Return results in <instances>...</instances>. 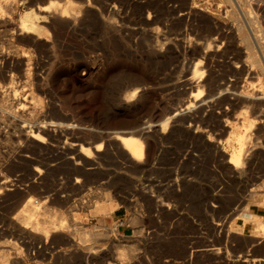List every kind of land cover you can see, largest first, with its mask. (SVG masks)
I'll return each instance as SVG.
<instances>
[{
  "label": "rangeland",
  "instance_id": "obj_1",
  "mask_svg": "<svg viewBox=\"0 0 264 264\" xmlns=\"http://www.w3.org/2000/svg\"><path fill=\"white\" fill-rule=\"evenodd\" d=\"M0 1V87L12 85L16 90L7 101L10 111L0 109V179L4 180L0 182V262L83 264L87 252L98 256L104 251V264H264V240L253 236L254 224L242 217L252 211L257 219H264V191L253 192L264 183V106L248 112L256 116V129L238 134L244 136L245 151L254 149L251 161L243 165L246 174L240 176L228 164L229 155L240 148L233 131L219 138L223 159L216 160L210 149L218 135L208 125L221 121L220 109L227 105L219 102L217 109L185 111L200 91L186 86L185 77L196 81L206 65L216 83L231 79L238 88L264 81L263 70L246 59L245 45L236 33L240 24L250 37L248 27L253 30L252 50L259 53L258 48L264 56V10L256 0H250L251 6L235 0L238 7L234 0ZM256 6L263 11L257 13ZM62 9L76 14L80 25L66 30L65 19L53 18V12ZM211 14L220 17L217 25ZM22 19L39 24L36 34L19 31ZM202 47L209 49L207 55ZM249 66L256 77H246L244 68ZM137 87L141 89L138 103L121 99ZM32 93L39 101L37 109ZM245 111L237 105L228 117ZM28 118L31 124L25 122ZM34 122L45 130L33 127ZM144 122L150 129L134 133ZM51 123L65 127L50 130ZM38 132L41 142L25 141V135ZM127 135L142 141L139 165L131 163L114 140ZM6 179L12 183L6 184ZM5 184L14 186L13 191ZM102 197L108 201L101 202ZM28 200L42 204L31 217L33 222L53 215L51 220H60L61 229L53 226L56 232L44 239L37 225L39 233L26 235L16 220L19 214L31 212ZM102 204L111 205L109 214L95 213L94 207ZM95 240H131V253L119 256L114 245H95Z\"/></svg>",
  "mask_w": 264,
  "mask_h": 264
},
{
  "label": "bare ground",
  "instance_id": "obj_2",
  "mask_svg": "<svg viewBox=\"0 0 264 264\" xmlns=\"http://www.w3.org/2000/svg\"><path fill=\"white\" fill-rule=\"evenodd\" d=\"M89 2L91 1V0H88ZM190 1V0H189ZM79 2H83V1H79ZM85 2V1H84ZM234 2H235V4H236V6L238 7V4H237V1H235L234 0ZM244 2H245V4H246V6L248 5V6H251V2H250V0H244ZM256 2L258 3V5L261 7V8H263V10H264V5L261 3V1L260 0H256ZM91 3H95L96 4V1L95 2H93V0L91 1ZM97 3H98V1H97ZM193 3V2H192ZM4 5H5V3H3ZM80 5V4H79ZM1 6H2V1H0V8H1ZM59 6V5H58ZM189 6V5H188ZM245 6V5H244ZM86 7H88L89 8V6H86ZM142 7V6H141ZM198 7V6H197ZM260 7H257L256 6V10H257V13H258V11H260L261 12V8ZM6 8V7H5ZM46 8H48V7H46ZM50 8H52V7H50ZM175 8V7H174ZM191 8H194V6L193 7H191ZM11 9V8H10ZM54 9V8H53ZM57 9V8H56ZM163 9V8H162ZM198 9H200V8H198ZM206 8H204V10H205ZM234 9V8H233ZM240 9H241V7H240ZM2 11L4 10V12H6L5 11V9H1ZM51 10V9H50ZM49 10V11H50ZM84 10H85V8H84ZM88 10V9H87ZM87 10H86V12H87ZM201 10V9H200ZM203 10V9H202ZM208 11H209V9H207ZM262 10V11H263ZM41 11V10H40ZM44 11H47V9H45ZM76 11V10H75ZM74 11V12H75ZM181 11V10H180ZM198 11V10H197ZM235 11V10H234ZM8 12H9V10H8ZM52 12V11H51ZM74 12H72V13H74ZM82 12H84V11H82ZM168 12V11H167ZM242 12V11H241ZM246 12V11H245ZM45 13V12H44ZM49 13V12H48ZM175 13H176V11H175ZM188 13V12H187ZM194 13V12H193ZM201 13V12H200ZM203 13V12H202ZM211 13V12H210ZM209 13V14H210ZM218 13H219V11H218ZM243 13V12H242ZM247 13V12H246ZM6 14H7V12H6ZM87 14V13H86ZM104 14V13H103ZM216 14V13H215ZM230 14V13H229ZM51 15H52V13H51ZM186 15V14H185ZM204 15V14H203ZM212 15V14H211ZM219 15V14H218ZM231 15L232 14H230V17H231ZM236 15V14H235ZM241 15V14H240ZM183 16V15H182ZM208 16V15H207ZM239 16V15H238ZM245 16V15H244ZM264 16V15H263ZM233 17V16H232ZM235 17V16H234ZM233 17V18H234ZM1 18V17H0ZM27 18V17H26ZM53 18L54 19H56V20H58V22H59V20L61 21V20H63V19H65L66 21H65V23L67 24V29L66 30H68L70 27H72V26H74L75 24H79L78 23V16H76V14H68V11L66 10V9H62V10H56V11H54L53 12ZM189 18V17H188ZM208 18V17H207ZM220 18V17H219ZM218 17H215V15H212V17H211V21H212V23H214V25H217L218 24V19H219ZM246 18V17H245ZM2 19H4V18H2ZM243 19H244V17H243ZM253 19V18H252ZM252 19H250V21L252 20ZM5 20V19H4ZM31 19H29V20H24V19H22V20H20V22H19V31L21 32V33H25L27 36L28 35H32V34H36V32L39 30L38 28V26H39V24H38V26H37V24H36V22H34V21H30ZM56 20H54V21H56ZM150 20V19H149ZM176 20V19H175ZM246 20V19H245ZM244 20V21H245ZM1 21V20H0ZM53 21V22H54ZM81 21H82V19H81ZM201 21V20H200ZM261 21V20H260ZM2 22H4V21H2ZM237 22V21H236ZM238 22H239V19H238ZM246 22V21H245ZM264 22V21H263ZM262 22V23H263ZM5 23V22H4ZM63 23V22H62ZM61 23V24H62ZM210 23V22H209ZM221 23V22H220ZM249 23H251V22H249ZM235 24V23H234ZM80 25V24H79ZM174 25V24H173ZM246 25L248 26V23H246ZM245 25V26H246ZM61 26V25H60ZM57 27V26H56ZM65 27V26H64ZM63 27V28H64ZM214 27V26H213ZM59 28V27H58ZM232 29H234V28H232ZM255 30H256V28H255ZM248 31L250 32V34L252 35V37H253V30H251L249 27H248ZM53 32V31H52ZM188 32V31H187ZM234 32V31H233ZM258 32V31H257ZM152 33V32H151ZM236 33H237V35L240 37V39H241V41L243 42V44L242 45H245V49H246V51H247V58L246 59H249L253 64H254V66H257V67H259V68H261L262 70H263V76H264V56L262 55L261 56V53H260V51H259V49L257 48V51L259 52V53H254V51L252 50V41H251V38L252 37H250L249 36V34L247 33V31L245 30V28L243 29V27H242V25L240 24V26H238V29H236ZM100 34V33H99ZM180 34V33H179ZM257 34V33H256ZM255 34V35H256ZM200 35V34H199ZM236 35V34H235ZM254 35V36H255ZM3 36V35H2ZM181 36V35H180ZM195 36V35H194ZM219 36H220V34H219ZM237 38V37H236ZM205 39V38H204ZM212 39V38H211ZM210 39V40H211ZM255 39V38H254ZM253 38H252V40H254ZM257 39V38H256ZM207 40V39H206ZM214 40H215V38H214ZM217 40V39H216ZM235 40V39H234ZM259 40V39H258ZM257 40V41H258ZM236 41H237V39H236ZM176 42V41H175ZM211 42H213V41H211ZM211 42H210V44H211ZM255 42V41H254ZM259 42V41H258ZM102 43V42H101ZM216 43V42H215ZM217 43H218V40H217ZM237 43V42H236ZM257 43V42H256ZM263 43V42H262ZM191 45V44H190ZM214 45H217V44H214ZM256 45V44H255ZM263 45H264V43H263ZM165 46V45H164ZM207 46V48H209V46L208 45H206ZM205 46V47H206ZM221 46V45H220ZM238 46H240V45H238ZM256 46H258V45H256ZM186 47H187V45H186ZM192 46H190V48H191ZM212 46H210V48H211ZM214 47V46H213ZM102 48H104V47H102ZM193 48V47H192ZM203 49H204V51L202 50L201 52H203V53H205L206 55H207V53L206 52H208L209 51V49L207 50L206 48H204V47H202ZM201 48V49H202ZM262 48V47H261ZM159 49V48H158ZM160 49H163V48H160ZM169 49V48H168ZM214 49V48H213ZM170 50V49H169ZM179 50V49H178ZM190 50V49H189ZM207 50V51H206ZM263 50V49H262ZM151 51V50H150ZM160 51V50H159ZM191 51H192V49H191ZM206 51V52H205ZM197 52V51H196ZM200 51H199V53H201ZM216 52V51H215ZM241 52H242V50H241ZM151 53V52H150ZM199 53H197V54H199ZM203 53H201L200 55H202ZM264 53V52H263ZM162 54V53H161ZM17 55V54H16ZM169 56V55H168ZM197 56H199V55H197ZM16 57V56H15ZM203 57V56H202ZM211 57V56H210ZM209 57V58H210ZM243 57V56H242ZM11 58V57H10ZM12 58H13V56H12ZM205 58H207V57H205ZM211 58H213V57H211ZM4 59V58H3ZM9 59V58H8ZM18 59H19V57H18ZM195 59V58H194ZM197 59V58H196ZM208 59V58H207ZM214 59V58H213ZM12 60H14V59H12ZM11 60V61H12ZM165 60V59H164ZM201 60V59H200ZM204 60H206V59H204ZM241 60V59H240ZM5 61H6V59H5ZM4 61V62H5ZM198 61V60H197ZM15 62V61H14ZM57 62V61H56ZM165 62V61H164ZM178 62V61H177ZM209 62V61H208ZM210 62H211V59H210ZM245 62V61H244ZM202 63V62H201ZM207 63V62H206ZM240 63V62H239ZM246 63H249V62H246ZM17 64V63H16ZM195 64V63H194ZM211 64V63H210ZM253 64H251V66H253ZM196 65H197V63H196ZM202 65V64H201ZM227 65V64H226ZM242 65V64H241ZM251 66H249V67H246V68H244V72H245V75H246V77L249 79V78H251V77H256L257 76V73L253 70V68L251 67ZM195 65H194V70H196L195 69ZM209 67H210V65H208V67H207V65L203 68V72L199 75V77H198V79L195 81V79H193V78H189L188 76L187 77H185V78H188L187 80L185 79V84H186V86L187 85H189L192 89L194 88H196V89H200V91L198 90V93H197V95L195 96V98L192 96V100H193V102L191 103H188V105H186V107H185V111L186 110H190V109H192V108H196V109H198V110H200V109H202L203 107H207V106H209V108L211 107V109H213V107H218L217 105H219V102L220 103H222V106H223V103H225L226 105H227V107L226 108H224V109H220V112H219V118H221V121H220V119H219V121L218 122H216L217 124H215V126H213V125H208V126H210V131L212 132V133H215V132H217V135H218V139H217V143H216V145L215 144H213L211 147H210V149L212 150V152H213V156H214V158L216 159V160H221V159H223V152H221V150H220V148H219V146H220V139L219 138H221L222 136H223V134H225L226 132H228L227 130H230L231 132H232V134L234 133L235 135L233 136V139L236 141V140H238V141H240V148H239V150L238 151H233L232 152V154L231 155H229V154H227V155H229V159H228V164L232 167V169L234 170L233 171V173L235 172L236 174L235 175H245L246 174V172L244 171V164L246 163H248L249 161H251L250 159V157H252V154H254V149H252L251 147H253V146H255V145H253V146H250V148L252 149H250V151L248 152L247 150H249V148L247 147V150L245 151V148H246V142H244L243 141V138H244V136H243V138H241L240 136H238V134L240 135V133H242V132H244L245 134H246V131H254L253 129H256L255 128V123H254V118L256 117H254V118H252L251 116H249V114L250 113H248V112H250L252 109H254L255 107H258V106H264V81L263 82H261L260 83V85H252V83L251 84H249V82H248V84L246 83V82H244V83H246L244 86L243 85H241V87H238L237 88V84L233 81V80H222L221 82H219V83H216V82H214L213 80H212V78L210 77V69H209ZM236 67V66H235ZM95 68V67H94ZM185 68V67H184ZM200 68V67H199ZM198 68V69H199ZM255 68V67H254ZM197 69V70H198ZM94 70V69H93ZM212 70V69H211ZM240 70V69H239ZM1 72V71H0ZM6 72V71H5ZM58 72V71H57ZM213 72V71H212ZM216 72V71H215ZM10 73V72H9ZM43 73V72H42ZM95 73H97V75H98V73H100V71H99V69L98 68H96L95 69ZM194 73V72H193ZM236 73V72H235ZM260 74V73H259ZM14 75V74H13ZM13 75L11 74V82H10V84H13L14 83V80H13ZM190 75V74H189ZM194 75V74H193ZM213 75V74H212ZM261 75V74H260ZM36 76V75H35ZM232 76V75H231ZM233 76L235 77V76H237V75H234L233 74ZM16 77V76H15ZM37 77V76H36ZM56 77V76H55ZM246 77H245V79H246ZM184 78V77H183ZM216 78V77H215ZM236 78V77H235ZM244 79V78H243ZM254 79V81H256L257 82V80L255 79V78H253ZM241 81V80H240ZM251 81H252V79H251ZM4 82V81H3ZM35 82V81H34ZM9 83V82H8ZM183 83H184V80H183ZM244 83H242V84H244ZM34 84V83H33ZM183 85V84H182ZM181 85V86H182ZM34 86V85H33ZM36 87L38 86V85H35ZM133 86V85H132ZM35 87V88H36ZM184 87V86H183ZM189 87V88H190ZM3 87H0V106H1V111L3 110V109H8L9 110V107H11V106H9V104H8V98L11 96V94H14L15 93V87H13L12 85H10L9 87H5L4 88V90H1ZM132 88H134V87H132ZM32 89H34V87L32 88ZM169 89V88H168ZM193 89V90H194ZM195 89V90H196ZM40 90V89H39ZM203 90H205V93H203L202 94V92H203ZM36 91H38V89L36 88ZM33 92V91H32ZM42 92V91H41ZM139 92H141V89H140V87H137V88H135V90L134 91H132L131 93H126L125 95L123 94V95H121V99H123V101H125V102H129V101H134V100H136V98H137V96H138V94H139ZM197 92V91H196ZM37 93V92H36ZM124 93V92H123ZM163 93V92H162ZM196 94V93H195ZM32 95H33V93H32ZM162 95V94H161ZM14 96H15V94H14ZM122 96H123V98H122ZM164 96V95H163ZM40 97V96H39ZM42 97V96H41ZM142 97V96H141ZM25 97H23V99H24ZM34 100H35V106H34V108H36L37 106H38V102L39 101H37V98H36V96L35 95H33V97H32ZM119 98H120V96H119ZM155 98H156V96H155ZM32 99V100H33ZM139 99V98H138ZM141 99V98H140ZM160 99V98H159ZM14 100H15V103H16V101H18L17 99H15V97H14ZM25 100V99H24ZM181 100V99H180ZM9 101H10V99H9ZM42 101V100H41ZM40 101V102H41ZM183 101V100H182ZM189 101V100H188ZM191 101V100H190ZM33 102V101H32ZM181 102V101H180ZM13 103V102H12ZM45 103V102H44ZM136 103H138L137 102V100H136ZM41 104V103H40ZM125 104V103H124ZM132 104H134V102L132 103ZM152 104V103H151ZM159 104V103H158ZM179 104V103H178ZM182 104V103H181ZM185 104H186V102H185ZM184 104V105H185ZM10 105H11V101H10ZM37 105V106H36ZM46 105V104H45ZM48 105V104H47ZM174 105V104H173ZM241 106V107H243V109L244 110H247V111H245L244 113H242V114H235V115H233V117H231V118H229L228 117V114H229V112L231 111V110H233L236 106ZM53 106V105H52ZM182 106V105H181ZM43 107V106H42ZM46 107V106H45ZM51 107V106H50ZM168 107V106H167ZM215 107V108H216ZM12 108V107H11ZM10 108V109H11ZM41 108V107H40ZM39 108V109H40ZM181 108V107H180ZM214 108V109H215ZM263 108V107H262ZM261 108V109H262ZM26 109V108H25ZM37 109V108H36ZM35 109V110H36ZM43 109V108H42ZM53 109V108H52ZM137 109V108H136ZM206 109V108H205ZM217 109V108H216ZM259 109V108H258ZM33 110V109H32ZM31 109H30V112L32 111ZM41 110V109H40ZM178 110V109H177ZM204 110V109H203ZM10 111V110H9ZM8 111V112H9ZM13 111V110H12ZM27 111V110H26ZM38 111V110H37ZM43 111V110H42ZM99 111V110H98ZM147 111V110H146ZM185 111H183V112H180V114L181 113H184ZM196 111V110H195ZM257 111V110H256ZM260 111V110H259ZM258 111V113H260ZM29 112V111H28ZM35 112V111H34ZM33 112V113H34ZM46 112V111H45ZM247 112V113H246ZM255 112V111H254ZM253 112V113H254ZM2 113V112H1ZM5 113V112H4ZM15 113V112H14ZM48 113V112H47ZM173 113V112H172ZM179 113V112H178ZM187 113V112H186ZM193 113V112H192ZM6 114H8L7 113V111H6ZM36 114H38V112L36 113ZM42 114H43V112H42ZM174 114H176V113H174ZM185 114V113H184ZM196 114V113H195ZM204 114V113H203ZM209 114V113H208ZM212 114V113H211ZM261 114H263V112L261 113ZM2 115V114H1ZM12 115V114H11ZM25 115V114H24ZM32 115V114H31ZM35 115V114H34ZM41 115V114H40ZM189 115V114H188ZM192 115V114H191ZM200 115V114H199ZM231 115V114H230ZM8 116V115H7ZM16 116V115H15ZM48 116H49V114H48ZM133 116V115H132ZM139 116H140V114H139ZM142 116V115H141ZM182 116V115H181ZM218 116V115H217ZM27 117V116H26ZM37 117V116H36ZM135 117V116H134ZM177 117V116H176ZM191 117V116H190ZM14 118H17V117H14ZM20 118H22V117H20ZM33 118V117H32ZM47 118V117H46ZM45 118V119H46ZM178 118V117H177ZM182 118V117H181ZM207 118V117H206ZM210 118H212V116H210ZM263 118H264V116H263ZM17 119H19V118H17ZM41 119V118H40ZM44 119V118H43ZM133 119V118H132ZM162 119V118H161ZM185 119H187L186 117H185ZM198 119V118H197ZM204 119V118H203ZM202 119V120H203ZM213 119H215L214 117H213ZM22 120V119H21ZM63 120V119H62ZM144 120V119H143ZM147 120V119H146ZM146 120H144V121H146ZM160 120V119H159ZM174 120V119H173ZM195 119H193L192 120V122L194 121ZM199 120V119H198ZM216 120H217V118H216ZM257 120V119H256ZM133 121V120H132ZM165 121V120H164ZM188 121V120H187ZM196 121V120H195ZM213 121V120H212ZM263 121V120H262ZM25 122H27V123H30L31 124V122L29 121V118L28 119H26L25 120ZM43 122H44V120H43ZM121 122V121H120ZM173 122V121H172ZM184 122H186V120L184 121ZM200 122V121H199ZM256 122V121H255ZM260 122H261V120H260ZM27 123H25V124H27ZM35 123V122H34ZM37 123V122H36ZM36 123L35 124H33V127H36L39 131H40V129L41 130H45V126L44 125H39V124H37L36 125ZM166 123V122H165ZM195 124H196V122H194ZM201 123V122H200ZM206 123V122H205ZM213 123V122H212ZM46 124V123H45ZM168 124V123H167ZM188 124V123H187ZM262 124H263V122H262ZM63 125H65V124H63ZM192 125H193V123H192ZM197 125V124H196ZM260 125H261V123H260ZM29 126V125H28ZM46 126H48V125H46ZM30 127V126H29ZM51 127H55L56 129L57 128H62L63 126L61 125V124H54V123H51V125H50V130H51ZM65 127V126H64ZM63 127V128H64ZM67 127V126H66ZM68 127H70V126H68ZM135 127V126H134ZM133 127V128H134ZM149 127H151V125L150 124H148L147 122H144L143 123V125H142V127H139V128H135V129H133L134 131V133H138V131H140V132H145V131H147L148 130V128ZM256 127H257V125H256ZM189 128V127H188ZM208 128V127H207ZM259 128V127H258ZM33 129V128H32ZM58 129V130H59ZM150 129V128H149ZM196 129H197V127H196ZM199 129V128H198ZM263 129V128H262ZM50 130H48L49 132H50ZM53 130V129H52ZM58 130H56V131H58ZM64 129H62L61 130V132L63 131ZM153 130L155 131V129L153 128ZM258 130H260V129H258ZM258 130H257V133H258ZM25 131V130H24ZM48 131H47V133H48ZM56 131H54L55 133H56ZM65 131H66V129H65ZM196 131V130H195ZM229 131V132H230ZM256 131V130H255ZM22 132V131H21ZM34 132V131H33ZM41 132V131H40ZM40 132H38L37 134L35 133H32V134H27V135H25V141L26 142H29V143H31V141H38V142H41L38 138H39V133ZM61 132H59L60 134H61ZM202 132V131H201ZM260 132V131H259ZM124 133V132H123ZM122 133V134H123ZM154 133V132H153ZM203 133V132H202ZM256 132H255V134L256 135H258ZM263 133V132H262ZM19 134V133H18ZM21 134V133H20ZM19 134V135H20ZM43 134V133H42ZM63 134V133H62ZM105 134V133H104ZM108 134V133H107ZM111 134V133H110ZM118 134V133H117ZM128 134V133H127ZM183 134V133H182ZM195 134H197V133H195ZM201 134V133H200ZM228 134V133H227ZM226 134V135H227ZM252 134H254V132H252ZM15 135H17V134H15ZM49 135V134H48ZM57 135V134H56ZM67 135V134H66ZM74 135V134H73ZM98 135V134H97ZM129 135V134H128ZM127 135V136H128ZM146 135V134H145ZM153 135V134H152ZM152 135H150V136H152ZM185 135V134H184ZM203 135V134H202ZM225 135V136H226ZM260 135V134H259ZM263 135V134H262ZM20 136H22V135H20ZM53 136V135H52ZM52 136H51V139H52ZM59 136V135H58ZM62 136V135H61ZM65 136V135H64ZM107 136V135H106ZM125 136V135H124ZM247 136V135H246ZM249 136H250V134H249ZM252 136V135H251ZM264 136V135H263ZM262 136V137H263ZM40 137H41V135H40ZM47 137V136H46ZM56 137V136H55ZM110 137V136H109ZM114 137V136H113ZM132 137H133V134H132ZM132 137H122V136H117V138L115 137V139L114 140H116L117 142H118V144H119V147H118V149L120 148L121 150L120 151H122L125 155H126V157H127V159H129V161L131 162V163H133V164H138L139 165V162H142L141 160H142V156H143V145L141 144L142 143V141L140 142V141H138V140H136L135 138H132ZM152 137H154V136H152ZM157 137H158V135H157ZM253 137V136H252ZM255 137H257V136H255ZM261 137V136H260ZM54 138V137H53ZM100 138V137H99ZM111 138V137H110ZM138 138V137H137ZM156 138V137H155ZM250 138V137H249ZM2 139V138H1ZM112 139V138H111ZM195 139V138H194ZM199 139V138H198ZM225 139V137L223 138V140ZM247 139H248V137H247ZM256 138H254V140H255ZM263 139V138H262ZM261 139V140H262ZM67 140V139H66ZM97 140V139H96ZM105 140V139H104ZM110 140V139H109ZM251 140H253V139H251ZM54 141V140H53ZM199 141V140H198ZM231 141H232V139H231ZM20 142V141H19ZM85 142V141H84ZM98 142V141H97ZM100 142V141H99ZM115 142V141H114ZM150 142V141H149ZM157 142V141H156ZM210 142L212 143V140L210 139ZM237 142V141H236ZM235 142V143H236ZM248 142V141H247ZM253 142H255L256 143V141H253ZM264 142V141H263ZM43 143V142H42ZM104 143V142H103ZM109 143H111V142H109ZM108 143V144H109ZM116 143V142H115ZM107 144V143H106ZM258 144V143H257ZM26 145V144H25ZM44 145H45V143H44ZM72 145H74V144H72ZM112 145V144H111ZM193 145V144H192ZM217 145H219V146H217ZM238 145V144H237ZM32 146V145H31ZM43 146V145H42ZM68 146H69V144H68ZM99 146L100 145H98L97 146V148H96V151H99L100 150V148H99ZM44 147V146H43ZM73 147V146H72ZM95 147V146H94ZM235 148V147H234ZM237 148V147H236ZM33 149V148H32ZM67 149H70V148H67ZM209 149V148H208ZM222 149V148H221ZM92 150V149H91ZM232 150V149H231ZM24 151V150H23ZM19 152V151H18ZM33 152V151H32ZM244 152L246 153V152H248V155L247 154H244ZM52 153V152H51ZM82 153V152H81ZM98 153V152H97ZM108 153V152H107ZM147 153V152H146ZM198 153V152H197ZM256 153H257V151H256ZM25 154V153H24ZM28 154V153H27ZM70 154V153H69ZM76 154V153H75ZM78 154H79V152H78ZM77 154V155H78ZM84 154V156L86 157V158H89V154H88V152H86V153H83ZM123 154V155H124ZM162 154V153H161ZM211 154V153H210ZM261 154V153H260ZM26 155V154H25ZM71 155V154H70ZM121 155V154H120ZM124 155V156H125ZM148 155V154H147ZM256 155H258V154H256ZM262 155V154H261ZM99 156V155H98ZM6 157V156H5ZM26 157H28V155H26ZM91 157V156H90ZM77 158H78V156H77ZM81 157L79 156V158L78 159H80ZM224 158H225V156H224ZM258 158V157H257ZM11 159V158H10ZM69 159V158H68ZM70 159H72L73 160V158H71L70 157ZM253 159V158H252ZM77 160V159H76ZM90 160V159H89ZM259 160V159H258ZM7 161V160H6ZM14 161V160H13ZM70 161V160H69ZM74 161V160H73ZM81 161V160H80ZM75 162V161H74ZM83 162V161H82ZM16 163V162H15ZM75 163H78L77 161L75 162ZM81 163V162H80ZM85 163V162H84ZM88 163V162H87ZM86 163V164H87ZM68 164V163H67ZM79 164V163H78ZM28 165V164H27ZM74 165V164H73ZM90 165H92L93 166V164H90ZM2 166V165H1ZM85 166V165H84ZM89 166V165H88ZM129 166H131V165H129ZM263 166V165H262ZM144 167V166H143ZM151 167V166H150ZM9 168V167H8ZM131 169L133 168V167H130ZM137 168V167H136ZM10 169V168H9ZM83 169V168H82ZM249 169V168H248ZM149 170V169H148ZM256 170V169H255ZM37 171H39V170H37ZM79 171V170H78ZM82 171V170H81ZM259 171V170H258ZM7 172V171H6ZM98 172V171H97ZM138 172V171H137ZM264 172V171H263ZM39 173V172H38ZM75 173V172H74ZM254 173V172H253ZM260 173V172H259ZM42 174V173H41ZM79 175V174H78ZM0 176H2V175H0ZM86 176V175H85ZM232 176H233V174H232ZM262 176V175H261ZM5 177V176H4ZM5 178H7V177H5ZM5 178H3V179H5ZM253 179V178H252ZM2 180L0 179V182H1ZM3 182H4V180L1 182L2 184H3ZM8 182H11V180L10 181H7V179L5 180V183L6 184H8ZM76 182H78V181H76ZM185 182V181H184ZM256 182V181H255ZM12 183V182H11ZM10 183V184H11ZM174 183V182H173ZM5 184V185H6ZM9 184V185H10ZM181 184V183H180ZM4 185V186H5ZM9 185H8V187H7V185L5 186V188H7V190L8 191H10V190H12L13 191V189H11L12 187H14V186H12V187H10L9 188ZM169 186V185H168ZM172 186V185H171ZM0 187H1V185H0ZM184 187V186H183ZM7 190H3V192L4 191H7ZM252 190V189H251ZM256 191H264V183H262V184H260V186H258V187H256L254 190H253V192H256ZM1 193H2V191H1ZM9 193V192H8ZM11 193V192H10ZM3 194V193H2ZM6 194V193H5ZM264 194V193H263ZM3 197V196H2ZM1 197V198H2ZM2 200V199H1ZM1 202V201H0ZM242 202V201H241ZM150 205V204H149ZM27 206L29 207V210L31 211H29L30 213H29V215H27V214H25V213H21V214H19L20 216L18 217V220H16V222L19 224H22V228H24V230H26V235L28 234H30V232H31V236L33 235L32 233L34 232H36V233H39L38 231H37V229H38V227H37V225H39V226H41V229H40V232H41V234H43V237H44V239H46L48 236H50L49 235V233H54V232H56V230L54 229V227L53 226H56V225H58L57 226V229H58V227L60 228L61 227V225H59V223H60V220H59V223H54V221H53V219L51 220V218H52V216L53 215H51V216H49V215H43V217L39 220V221H37V222H33V219L31 218L32 216H33V214L35 213V212H37V210L39 209V207L40 206H42V204H37V205H33V202L32 201H30V200H28L27 201ZM158 206V205H157ZM249 209H251V205L249 204ZM34 210V211H33ZM33 212V213H32ZM244 213H245V211H243ZM257 215L258 214H256V213H252V211H249V214L247 213L246 215H244V216H242L243 217V221L244 222H252L253 224H254V237L257 239V238H260V239H262V240H264V219L263 220H259V219H257ZM135 216V215H134ZM133 216V217H134ZM54 217V216H53ZM133 217H132V219H131V222L134 224L135 223V218H134V220H133ZM137 217V216H136ZM264 218V217H263ZM14 219H16V218H14ZM136 224V223H135ZM27 225H31L32 227L30 228L29 226H27ZM15 226H17V225H15ZM20 227V226H19ZM30 228V230H28ZM19 229V228H18ZM17 229V230H18ZM54 229V230H53ZM61 229V228H60ZM59 229V230H60ZM28 231V232H27ZM139 231V230H138ZM58 232V231H57ZM241 232V231H240ZM240 232H239V234H240ZM237 236V235H236ZM239 237V236H238ZM243 238V237H242ZM253 238V237H252ZM254 239V238H253ZM242 240V239H241ZM251 240V239H250ZM236 241V240H235ZM260 241V240H259ZM250 242V241H249ZM262 242V241H261ZM258 243V242H257ZM263 245V244H262ZM114 248H115V246H114ZM117 249V248H116ZM121 249H123L122 247H121ZM132 251H134V249L132 250ZM216 252V251H215ZM131 253V252H130ZM217 253V252H216ZM125 254V253H124ZM128 254V253H127ZM215 254V253H214ZM125 256V255H124ZM87 257H88V255H87ZM91 257V256H90ZM123 257V256H122ZM86 259V258H85ZM263 261V260H262ZM8 262V261H7ZM252 262V261H251ZM6 264H9V263H6Z\"/></svg>",
  "mask_w": 264,
  "mask_h": 264
},
{
  "label": "crops",
  "instance_id": "obj_3",
  "mask_svg": "<svg viewBox=\"0 0 264 264\" xmlns=\"http://www.w3.org/2000/svg\"><path fill=\"white\" fill-rule=\"evenodd\" d=\"M100 201L101 202L102 201L103 202H107L108 199H107V197H102V200H100ZM94 208H95V211H96L95 213L98 214V215L99 214H109L111 209H112L111 205L109 206L107 204L106 205H103V204L102 205H98V206H96ZM84 242H85V240L82 243H84ZM93 244H95V245H114L115 246L114 249L117 248L116 249L117 254L119 256H123V257H128L130 255V254H127L128 251L131 252L130 251L131 250V240H95V242ZM121 247L123 249H121ZM87 255H88V257H87ZM91 255H93V253H90V252H87V254L84 255V258L82 259L84 261L83 264H104L103 262L106 259H104L102 257H107V254L104 251H101L98 256H96V255L91 256ZM7 260L8 259H6V260L2 259L0 264H4L5 262L9 263V262H7Z\"/></svg>",
  "mask_w": 264,
  "mask_h": 264
},
{
  "label": "built area",
  "instance_id": "obj_4",
  "mask_svg": "<svg viewBox=\"0 0 264 264\" xmlns=\"http://www.w3.org/2000/svg\"><path fill=\"white\" fill-rule=\"evenodd\" d=\"M261 1V3L264 5V0H260Z\"/></svg>",
  "mask_w": 264,
  "mask_h": 264
}]
</instances>
